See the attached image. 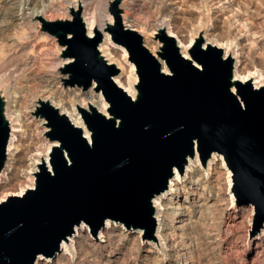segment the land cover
<instances>
[{"label": "water", "instance_id": "95a60500", "mask_svg": "<svg viewBox=\"0 0 264 264\" xmlns=\"http://www.w3.org/2000/svg\"><path fill=\"white\" fill-rule=\"evenodd\" d=\"M119 0L111 3L113 42L125 46L138 82L132 99L112 82L117 73L99 55L100 37L87 38L79 12L71 20L40 18L42 29L57 38L72 61L60 71L64 85L86 90L95 83L108 103V117L94 107L83 111L89 133L74 127L48 103L37 111L58 143L34 173V187L0 203V264H34L54 257L62 240L81 223L96 236L106 220L143 230L153 240L152 199L168 188L174 169L182 173L197 153L205 166L212 153L222 155L233 173L237 204L252 206L254 230L264 226V85L232 81V62L199 42L184 58L164 32L157 56L138 33L121 35ZM234 86L235 92H232ZM0 98V172L6 160L8 122Z\"/></svg>", "mask_w": 264, "mask_h": 264}, {"label": "rangeland", "instance_id": "374dc122", "mask_svg": "<svg viewBox=\"0 0 264 264\" xmlns=\"http://www.w3.org/2000/svg\"><path fill=\"white\" fill-rule=\"evenodd\" d=\"M82 1L0 0V45L3 46L9 41L15 42L13 48L0 56V74H10L14 70L22 69L27 57L30 56L34 57L37 65L43 63L40 68L48 66L49 62L55 58V64L52 65L54 68L52 66L49 68L52 70L56 86H60V90L64 91L63 95L66 99V95L73 90L79 91L83 97L91 89L93 82L86 90L76 85H64L60 71L62 67H59L57 63L61 57H64L65 48L58 53L61 45L58 43L57 38L44 31L41 22L35 16L36 13L42 11V18L44 17L45 21H61L70 13V9L75 2L81 3ZM84 1L85 6L90 11L94 10L96 14L98 13V20L105 25L106 30L108 26H114V15L110 10L111 3L114 0ZM172 5L178 8L173 14V17H175L173 19L174 30L180 33L183 41H186L190 28L195 27L200 18L198 13L202 8L201 0H172ZM236 5L239 6L240 10H238V14L236 13L238 16L235 14L237 11ZM105 6L106 8H104ZM230 9L219 11L217 8L212 7V18L209 19L210 22L208 23L206 22L208 20L205 19V23L208 26L212 25L213 34L220 40L225 41L232 38L235 31L234 28L236 29L238 26L235 23L239 24L245 20L247 27L249 26V30H251V34L254 33V35L252 38L249 35V37H246L251 44L246 47V50L249 49L246 51L247 58L245 63L240 65V68L243 67L245 71L258 70L264 73V0H233ZM103 10H105V13H103ZM246 10L249 11L248 14ZM251 10L252 13L250 12ZM107 15H110L113 19L110 25ZM227 15L230 17L228 20L224 19ZM231 15L235 17L233 18ZM145 17H147V14L143 15L142 19H145ZM236 19L240 20L236 21ZM121 28V35L124 37L131 36L123 30V26ZM243 30H245L244 27H240V31ZM139 36L142 39L140 34ZM151 40L157 41L155 34L151 37ZM115 45L117 54H120L121 48L126 49L121 44L115 43ZM56 47L57 50H55ZM162 47L163 43L156 51V55L157 52L161 51ZM7 49L9 48L7 47ZM13 52L15 55L11 54ZM49 55L51 56L49 57ZM2 92L0 90V98L4 101L6 96ZM36 100L37 97L31 96L26 101L23 100L22 102V100H19L20 103L16 104L18 113L22 115V129L18 140V149L14 153L15 156L11 157L15 166V173L4 187L3 192L11 189L17 191L18 188L29 183L27 170L29 171L33 166V160H35L38 152L41 151L40 154H44L46 141H52L46 135L50 128L46 132L41 133V126L37 127L36 125V121H41L45 117L36 109L33 112L27 109L30 104L36 106ZM199 164L197 172L192 177L188 178L186 176L182 178L184 184L176 193L177 195L170 196L172 198L170 201L172 202L170 204L171 207H175V203H182L181 205L187 206V209H169L171 208L169 205L165 207L167 208L168 219L166 221L169 226V234L164 246L150 247L153 240L144 239L143 230H141L139 239L137 229L129 230L121 224L112 222L111 225L114 227L113 233L115 235L111 234L107 238L102 237L100 241L95 239V236L88 228V232L84 231L79 238L80 241L75 244L72 256L69 255V258L64 260L63 264H264V233H262L264 226L255 231L252 206L237 204L233 191V173L231 169L226 163V168L223 167L219 160L214 161V164L208 169L206 165L202 166L200 161ZM162 198H167V195ZM181 213L189 217L190 220L183 224L184 228L174 229L178 223L177 221L182 218L180 216ZM50 259L53 260V258Z\"/></svg>", "mask_w": 264, "mask_h": 264}, {"label": "bare ground", "instance_id": "6f19581e", "mask_svg": "<svg viewBox=\"0 0 264 264\" xmlns=\"http://www.w3.org/2000/svg\"><path fill=\"white\" fill-rule=\"evenodd\" d=\"M201 3H202V8L198 13L200 18L198 20L197 25L195 27L190 28L186 41H183V39H181L182 36L180 35V33L174 30L175 25L173 23V19L175 17H173V14L174 11L178 8L172 5V0H119L117 9L119 10L120 22L124 30L137 32L142 36L143 46L146 49H148L153 54V56L160 61L162 71L164 73H168V68L165 65L164 61L161 60L156 55V51L160 48L162 42L159 39H156L157 41L151 40V37L159 31L164 32V34L168 38H171L175 41L176 47L178 48L180 54L186 59L190 58L189 51L198 42L202 49H208L213 47L221 50L223 52L222 58L225 60H231L232 62L233 82L245 83L249 81L254 88H259L263 86L264 85L263 72L258 70L245 71L243 70V67L240 68V65L245 63L247 58L246 51L249 49L246 50V47H248L251 44V42H248V38L246 37L250 36L252 38L254 35V33L251 34L250 32L251 30H249V26L247 27L246 21L244 20L243 22L239 23L240 25L234 22L235 25H238L237 26L238 28L237 27L236 29L234 28L235 31L234 34L232 35V38L226 39L225 41L220 40L215 34H213L212 32L213 26L212 25L208 26L207 24L208 22H210L209 19L212 18L213 15V12L211 10L212 7L217 8L219 11L220 10L227 11L228 9H230V7H232L233 0H201ZM236 6H237L236 8L237 11L235 12V14L239 10V6L238 5ZM104 8H106V6ZM246 11L248 14L249 11L248 10ZM77 12H79L81 22L85 29L86 37L87 38L100 37V41L97 46L99 55L105 60V62L108 65H113L117 69V73L112 77L113 84L117 88L121 89L126 94H128L132 99H135L137 93L136 84L138 82V76L135 71V65L128 58L126 49L120 47L121 48L120 54H117L115 52L116 45L111 40L110 33L106 30L105 25L98 20V13L96 14L94 10L90 11L85 6L84 0L81 3L75 2L73 7L70 9V13L64 17V20H71L74 16V13ZM250 12L252 13V10ZM103 13H105V10H103ZM146 14L147 17H145V19H142V16ZM237 14L236 16H238ZM35 16L38 17V20L42 18V11L36 13ZM107 17L109 19V25L112 24L113 22L112 17L110 15H107ZM232 17L234 18L235 16ZM229 18L230 17L228 15L227 17H224V19L227 20ZM205 19L208 20L206 21L207 23H205ZM237 20L238 19H236V21ZM242 26L244 27L245 30L240 31V27ZM14 43L9 41L6 42L5 45L3 46L0 45L1 46L0 56L3 55V53H5L6 51H9L11 48H13ZM7 47L9 49H7ZM63 49L64 47L60 46L58 49V53H60ZM55 50H57V47ZM11 54L15 55L14 52ZM50 56L51 55H49V57ZM39 59L41 60V58ZM54 61L55 58L54 60L49 62L48 66H45L44 68L42 66V68H40V65H42L43 63L39 61L42 64L37 65L36 64L37 62H35L34 57L30 56L27 57V61L25 62L24 66L23 67L21 66L22 69L19 68L18 71L14 70L10 74L9 73L0 74V90H2L3 91L2 93H4L6 96V100L4 99L3 101L4 117L6 118L9 127V139L6 146L7 160L4 164L3 169L0 172V203L5 201L8 197L22 196L26 190L33 188L34 179H35L34 173L37 171L38 165L41 163V161H43L47 165L48 155L50 153V150L58 145L56 141L55 142L46 141V144L44 146L45 147L44 154L41 155L40 154L41 151L38 152V154H36L35 160H33V166L29 169V171L27 170L29 176L27 180H29V183L18 188L17 191L15 189H11L8 190L7 192L4 191L5 193L3 192L4 187L8 184V181H10V179L12 178V176H14L15 173L14 172L15 166L13 163V159L11 157L18 149V140L22 129L21 128L22 115L18 113V110L16 108L17 106L16 104L20 103L19 100H22L23 102V100L26 101L28 97L31 96L35 98L37 97L36 106L34 104H30L27 106V109L31 110L32 112L35 109L37 110L38 107L41 106L40 105L41 103H48L51 107L56 109L60 115L65 116L74 127H78L82 129L83 134L88 139H89V133L86 130V127L83 122V117H82L83 111H89L90 107L92 106L96 108V110L101 114H103L104 116L106 117L109 116L107 111L108 103L105 101L100 91L98 92L95 91V83H93L91 89H89L83 97L81 96L79 91L73 90L66 95L67 96L66 99L65 96L63 95L64 91L60 90V86H56V82L53 77L52 70H50L51 66L55 64ZM71 61H72L71 58L61 57L57 64L59 67H63L64 65L68 64ZM52 68L54 67L52 66ZM61 74L63 76L62 81L64 82V80L67 79L68 76L67 74H63V73ZM232 92H235L234 86L232 87ZM36 125L37 127L41 126L42 128L41 133L46 132L49 129L45 119H42L41 121H36ZM218 160L220 161V164L223 167H225V163L222 155L217 153H212L211 157L208 159L206 163L207 169L214 164V161H218ZM199 165L200 164L197 153H195L193 157H188L183 172L179 173L176 169H174L173 176L172 178H170L168 183V188L163 193L156 195L152 199L153 218L155 221V235L152 243L150 244V247L152 246L162 247L166 244V239L169 234L168 232L169 226L167 225L168 222L166 221L168 217L166 210L167 208L165 207L166 206L168 207V205L170 206V204H172V202H170L172 200L170 196L176 194L179 191L180 187H182V185L184 184L182 178H185L186 176H188V178L192 177L193 174L197 172V167ZM166 195L167 198H162ZM175 204H176L175 207L170 206L171 208L169 209H175V210L187 209L186 208L187 206L181 205L182 203L181 204L175 203ZM180 216H182V218L177 221L178 223L175 221L177 225H175L174 229L184 228L183 224H185L187 220H190L189 217L185 216L182 213L180 214ZM111 224L112 222L110 220H106L103 227L97 232L95 239L101 241L102 237L107 238L111 234H114L113 233L114 227ZM84 231L88 232V226L83 223H81L79 226L74 227L73 234L70 235L67 239L62 240L60 244V251L54 257H43L40 255L37 257L34 264H63L64 260L69 258V255L72 256V250H75L73 248L75 244H77V242L80 241L79 238L82 236ZM137 233H138L137 236L140 239L141 230H137ZM262 233H264V230H262ZM50 258H53V260ZM54 258L56 259L54 260Z\"/></svg>", "mask_w": 264, "mask_h": 264}]
</instances>
